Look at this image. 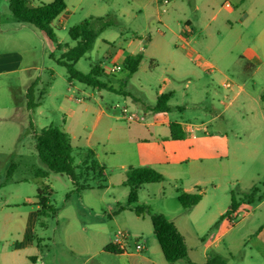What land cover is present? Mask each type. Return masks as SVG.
<instances>
[{"label":"rangeland","instance_id":"obj_1","mask_svg":"<svg viewBox=\"0 0 264 264\" xmlns=\"http://www.w3.org/2000/svg\"><path fill=\"white\" fill-rule=\"evenodd\" d=\"M30 1L34 5L52 2V0ZM77 1L69 0V4H77ZM196 1L204 3L205 0ZM225 2L226 0H216L212 12L204 18V24L220 10V14H218L216 21L212 23V27H217V30H220L222 36L226 39L225 42L222 41L221 45L228 48L236 40L234 35L239 36L242 32L244 41L252 43L254 34H257L260 30L258 28L264 24V0H247L251 14L244 24L237 22L240 18L238 12L236 17L232 18V23H227L226 17L230 10L224 6ZM228 2L233 6L236 5V0H228ZM83 6L84 9H79L65 28H57L56 25H51L52 31L63 45L68 44L71 47L75 45V42L69 36V29L90 16L111 14L116 21V26L101 34L94 49L76 63V68L88 73L95 64H98L108 75L112 74V77L117 80L114 83L115 88L129 91L132 96L137 98L143 99L148 96L151 99L146 90L139 89V85L142 83L145 89L146 86L156 84L158 77L165 74L163 68L165 63L159 64V68L156 70L154 68L152 73L140 75L141 83L134 76L131 85L127 88L122 87L120 82L127 79L128 73L125 70L114 69V66L121 67L122 64L121 58L112 55L114 42L121 34H127L126 37H134L140 40L149 37L145 41L148 54L159 50L167 54L168 51L175 48L171 29L178 30L184 26V22L188 17H197L192 0H175L167 6L165 12H162V5L154 0H85ZM259 12H261V15L257 17L260 14ZM158 16L160 20H158ZM9 17L13 19L12 21H17L12 17L8 0H3L0 3V21L3 26L8 23ZM231 26L233 27L232 31H230ZM4 30V33L0 32V50L16 49L22 51L26 63L36 65L37 68L29 74L22 73L3 77L0 83V206L6 199L11 204L10 207L4 210L0 209V235L6 214L9 213L8 217L13 220H18L21 216L24 217V213L28 208H37L35 203L33 205L25 203L26 199L30 198L37 202L38 189H45L49 194L50 203L56 208V213L38 219L35 237H63L68 223L63 217L57 215L60 212V216H62V208L66 207L65 201L72 195L75 186L66 174L50 173L49 177L35 178V170L46 169V167L38 157L33 129L35 133H39L41 129L53 124L69 133L74 148L72 155L74 166L77 167L75 171L77 174L83 173L80 183L86 182L96 185L99 182L96 173L92 170H85L82 165L84 152L90 150L86 142L89 139V144L92 147L91 151L94 153V160L100 167L104 168V184H107L106 181L109 177L112 178L115 184L114 189L111 188L107 197L111 195L120 196L124 201L123 189L126 188L117 185L116 180L121 174H124L120 164L126 162L128 152L115 140L114 136H110V129L106 127L103 121L98 125L95 122L99 106L103 105L106 114L113 117V121L117 125L121 127L136 125V123L130 124L119 118V110L108 109L105 103L112 104L113 107L115 104L127 106L131 111H135L136 105L130 98L118 92L99 90L78 82L77 86L81 90H69L66 68L49 57L50 52L53 51L55 53L54 58L60 59L61 51L56 49V43L44 38L38 30L29 25L21 30H16L11 26L5 27ZM9 35H11L8 38L9 41H6V36ZM102 39L105 41L103 42ZM183 55L182 52V58ZM162 56L161 58L167 60L166 56ZM235 59H240V57L231 58L226 56L220 59V62L226 68V72L231 76L235 74L236 81H229L230 90L240 89L239 85L250 92L257 89L249 74L243 71L234 72L232 66L238 62ZM147 63H149L148 58ZM263 75V72H259L255 77L258 88L264 85ZM186 78L185 75H182V79H179L182 86H186ZM159 85L163 86V83L160 82ZM206 86V90L201 95L194 97H186L182 90L179 91L177 96L170 101L172 119H182L193 123L203 122L210 120L218 111L226 108L222 113V117L208 122L206 128L209 132L217 130L227 132L232 139H234L233 134L237 133L241 140L238 148V160L232 161L230 173L238 174L243 182L241 184H230L229 190L233 191L236 196H240L241 190L248 192L251 182L254 181L255 186L262 187V191H264V132L259 126L263 121L264 101L259 100L261 110L254 103L247 107L243 95H240L232 105H228L233 95L226 88L214 85L210 81L206 83ZM159 87L156 85L154 92L158 91ZM30 88L31 91L28 94ZM100 92H102V96L99 95ZM142 92L147 94L144 96ZM76 98H82L83 100L80 102ZM29 101L31 104H37V106L31 109L29 119L25 120L24 107L27 104L28 108ZM85 106H89L92 110L82 114V109ZM177 106H182L183 111H179L176 108ZM139 109L144 110L142 107ZM143 122H146L144 117ZM29 123L33 124V129L29 127ZM19 134H21L23 140L18 143ZM253 149L258 150L257 155H252ZM96 152L99 154L100 162L96 159ZM20 154L26 155L20 156ZM102 160L107 162L106 165H103ZM12 165L15 167L13 172L10 171ZM256 174L260 175L259 180L253 178ZM219 182L220 180L216 179L214 184ZM157 185L160 184H154L155 187ZM48 190H51V192H48ZM147 191L149 190L141 192V198L147 195ZM74 201L75 199L72 200V202ZM222 203L223 207L228 208L229 200L227 198ZM257 203L246 205L233 221L224 219L218 220L217 224L214 225H198L201 233L199 237L195 235L190 227L177 221L180 232L185 237L189 256L187 259L175 264H197L193 261L200 264L204 263L200 251L206 243L217 237H220V246L214 252H209L211 259L217 257L221 263L225 264H264V245L258 242L256 236L253 235L264 221V217L259 214V210L255 209ZM17 205H19V209H15ZM24 205H27L28 208H25ZM145 205L149 207L151 212L155 213V210L166 212L171 218L188 211L180 205L174 189L170 188L169 185H166V190L158 193L153 201ZM161 205L164 207H160ZM248 212H251L249 216H247ZM150 222H142L141 224L143 227L141 229H144L145 233L143 237L135 240L136 238L131 236L129 252H136L135 242L144 244L143 241L146 242L148 239L149 241L152 240L153 243H158ZM75 226L81 236L95 237L91 233L92 226L89 223L80 220L79 224ZM13 231H15L14 227ZM10 232L11 227L6 228L5 236L7 237L8 234L9 237ZM61 240L63 241L62 238H59L57 242L60 244ZM41 246L42 252H46L44 253L43 264H60L63 261L62 259L71 256H74V264H98V262L102 264H124L119 257L112 254H101L97 258L98 262L91 260L85 262L86 251L76 249V253L72 255L69 252H64L61 248L55 250L49 239H43ZM156 260L160 261V258H156ZM38 263L42 264L40 260ZM143 264L150 263L144 262Z\"/></svg>","mask_w":264,"mask_h":264},{"label":"crops","instance_id":"obj_2","mask_svg":"<svg viewBox=\"0 0 264 264\" xmlns=\"http://www.w3.org/2000/svg\"><path fill=\"white\" fill-rule=\"evenodd\" d=\"M2 1L3 0H0V3ZM84 2L85 0H78L77 4L70 5L69 0H66V9L52 22L51 25H56L57 28H65L76 12L79 9H84ZM192 2L197 17H188L184 24H190L193 33H185L184 26L178 30L171 29L175 48L168 51L167 54H164V52L160 50L152 51L148 54L145 41L148 40L149 37L140 40L134 37H126L125 35L127 34H121L117 41L114 42V52H112V55L118 56L122 59L121 70H123V62L127 56L138 54L143 55V60L137 71L130 77H127V79L121 80L120 84L122 87L127 88L131 85L134 76H136V80L141 83L140 75L149 72L152 73L154 72V68L155 70L159 68V64L165 63L163 65L165 74L158 77L156 84H152L149 87L146 86L145 89L143 88L142 83L139 85V89L146 90L151 99H149L148 96H145L147 94L146 92H142L145 97L141 99L132 96L131 92L125 91L122 88H115L114 83L117 80L112 77V74L108 75L104 71L105 80L108 82L109 87H111L110 90L105 91L118 92L130 98L136 105L135 111L141 112L146 120L144 124L136 123V125L133 126L121 127L120 125H117L116 122L114 123L113 117L106 114L103 105L99 106L100 108L96 117V125L103 121L106 127L110 129V136H114L115 140L118 141L123 149L128 152L126 162L120 164L121 169L124 170V174H121L116 180L117 185L126 188L123 189V197H125V200L123 201L122 197L115 195L107 197L111 188L114 189L115 186L111 177L107 178L106 187L103 189L94 187L82 190L79 193L73 192L65 201L66 207L62 208V216H60V212L57 215L58 217H63L68 223L65 227L63 237H35L38 221V206L33 209L32 207L28 208L27 205H24L28 210L25 211V216H21L18 220H13L8 217L9 213L6 214V217L3 220L2 233L0 235L2 236L0 237V264H39V260L43 264L45 258L44 253H46L42 252L41 241L43 239H49V242L53 245V249L60 250L61 248L64 252H69L72 255L76 253V249L86 251L85 262L89 260L95 262L101 254H112L115 257H119L124 264H143L144 262L150 264H171L165 260L159 243H153L152 240L149 241L148 239L146 242L143 241L144 250L142 252H124L117 246L116 249L121 251L119 253L108 252L105 250L106 246L114 245L113 241L118 231L123 230L128 232L134 238H141L145 235L144 229H141L142 222H150L149 216H137L128 205V188L124 185V182L126 179V170L131 166L154 168L165 178L163 182L158 183L160 185H157V187L154 186V184L157 183L145 184L141 187L138 194L140 204H149L157 197L158 193L162 190H166V185H169L170 188L174 189L177 198L182 192L191 194L198 193L202 195L201 201L196 206L188 209L187 212L184 211L183 213L174 216L175 218H171L166 212L155 210V213H162L169 220L174 222L179 231L180 228L177 221L190 227L195 235L199 237L201 234L199 231L200 225H214L229 208L232 195H235L233 191L229 190L230 184H241L243 182V179L238 174L230 173L232 161L238 160V148L241 140L237 133L233 134L234 139H232L227 132H222L220 130L209 132L206 128L208 122L222 117V113L226 108L225 110L222 109L218 111L210 120L193 123L182 119H172L170 115L172 110L170 101L177 96L181 90L186 97L201 95L207 88L206 83L210 81L214 85L226 88L228 92L233 95L228 105H232L240 95H243L247 107L251 103H254L258 105L261 110L259 100L264 101L262 99V96L264 95V85L258 88L259 86L255 81V77L259 72L264 73V24L258 28L260 29L259 32L254 34L252 43L244 41L242 32L239 36L234 35L236 40L227 48L225 45H221L222 41L225 42L226 40L224 36H222V32L217 30V27H212V23L216 21L218 14H220V10H218L216 14L204 24V18L208 17L209 13L212 12L216 0H205L204 3H198L196 0H192ZM247 3V0H236V5L233 6L228 0H226L224 6L228 7L230 10L226 17L228 24L232 23V18L234 19V17H236L237 12L240 16L239 19L237 18V22L242 24L245 23L251 14ZM259 13L260 14H258L257 17H260L261 12ZM90 17L102 16L94 15ZM12 20L13 19H10L9 17L8 23H5L4 26H11L16 30L25 29L27 26L19 21ZM158 20H160L159 16ZM4 26L0 21V32L2 33L5 32ZM232 30L233 27L231 26L230 31ZM39 32L44 38H48L45 33L41 31ZM2 35L4 36V34ZM10 36L11 35L6 36V41H9L8 38ZM220 37L222 39H219ZM99 39L100 37L96 40V43ZM102 41L104 42L105 40L102 39ZM58 45L60 48H57ZM69 47L71 46L68 44L63 45L58 39L56 49L61 51V55ZM191 49V52L194 55H200V61H195V59L188 54L187 50ZM182 52L184 53L183 58L181 57ZM54 54L53 51L50 52L49 57L57 62L58 59L54 58ZM162 55H165L167 60L161 58ZM226 56L231 58L240 57V59H235L238 60V62L232 66L234 72L239 73L243 71L249 74L258 90L253 89V91L250 92L240 85V89L236 88L230 90L231 88L228 86L229 81H236V79L235 74H232V76L229 75L226 72L224 65L220 62V59ZM147 58L149 63H147ZM116 67L117 66H114V69ZM35 68H37L36 65L26 63L22 51L16 49L0 50V83L3 80V77L22 73L29 74ZM182 75L187 77L185 81L186 86H182L179 83V79H182ZM160 82L163 83V86L159 85ZM77 85L76 81L68 82L67 80L69 90H81ZM156 85L160 87L158 91L154 92ZM230 91L233 92L231 93ZM162 94L170 95L168 102L170 110L154 113L150 108L155 105L157 98ZM99 95L102 96V92H100ZM105 106L108 107V109L112 108V104L105 103ZM140 107L144 108V110H142L143 112L139 109ZM176 108L179 111H183L184 109L182 106H177ZM91 110L92 108L85 106L82 109V114ZM31 112L32 110H29L27 104H25V120L29 119ZM172 122L179 123L182 126V129L185 132V137L183 139L170 138L169 125ZM259 126L264 132V116L263 121ZM29 127L33 129V124H30ZM33 132L35 135L34 129ZM19 135L20 138H18V143L23 140L21 134ZM86 142L91 150L92 147L89 144V139H87ZM257 154L258 150L253 149L252 155ZM22 155L25 156L26 154H20V156ZM95 156L97 161L100 162L99 154L97 152ZM102 163H104L103 165H106L107 162L102 160ZM259 177L260 175L256 174L253 178L259 180ZM216 179H219L220 182L214 184ZM253 187H258L255 186L254 181L251 182L250 190ZM260 189V194L263 199L257 203L255 209L259 210V214L264 217V191H262V187ZM144 190L149 191H147V195L144 198H141V192ZM48 192H51V190H48ZM240 193V196L235 195L237 199L242 197L246 192L241 190ZM226 198L229 200L228 208L223 207L222 203ZM74 199L75 201L72 202ZM25 203L29 205L36 204V202L30 198H27ZM10 205L9 200L6 199L1 204L0 209L4 210L5 208L10 207ZM246 205L249 204H243L237 213L232 216V219H226L233 221L236 216L244 210ZM160 207L164 206L161 205ZM71 208L75 209L72 210ZM15 209H19V205H17ZM250 214L251 212H248L247 216ZM80 220L87 222L92 226L91 233L94 234L95 237H89L88 235L83 237L79 234V230H76L75 225H78ZM9 227H11V232L9 237L8 234L6 237L5 229ZM13 227L15 231H13ZM253 235L256 236L258 242H261L264 245V221L263 224L255 230V234ZM78 236L79 238H77ZM59 238L63 239V241H60V244L57 242V239ZM219 244L220 237H217L204 245L200 251V255L205 262L201 264H205L207 261L211 260V254H209V252H214L220 246ZM73 257L74 256L62 259L63 261H61L60 264H74ZM156 258H160V261H157ZM193 263L200 264L196 261H193ZM98 264L102 263L98 262Z\"/></svg>","mask_w":264,"mask_h":264},{"label":"trees","instance_id":"obj_3","mask_svg":"<svg viewBox=\"0 0 264 264\" xmlns=\"http://www.w3.org/2000/svg\"><path fill=\"white\" fill-rule=\"evenodd\" d=\"M9 10L12 17L26 25L45 33L54 43L58 44V38L51 29L52 22L66 9V0H53L51 3H41L34 6L30 0H8ZM116 26V21L111 14L102 17H89L84 19L78 25L69 29V36L75 45L69 47L58 59V63L67 70L68 82L76 81L85 86L95 87L99 90H110L108 82L105 80L103 68L95 64L88 73H84L76 68V63L83 58L88 52H91L96 40L103 32ZM57 48H60L58 45ZM143 60V55H130L124 59L123 70L130 77L135 73ZM31 89L28 90L30 94ZM170 95H160L156 103L150 110L154 113L169 111ZM264 100V95L262 96ZM37 104L28 102V109L31 110ZM170 138L183 139L185 132L179 123L172 122L169 125ZM35 146L38 157L46 169H36L34 176L36 178H46L50 173H60L69 176L75 186L73 192L79 193L89 188L103 189L106 187L104 178V168L100 167L94 160V153L87 150L82 162L85 170H92L99 178L96 185L86 182L80 183L82 174H77L74 166L73 145L71 136L62 130L59 126L49 125L39 133H35ZM14 165L10 171H14ZM165 180L164 176L151 167H129L126 170V179L124 185L128 188V205L137 216H149L155 236L168 263L174 264L178 261L188 258V247L185 237L179 231L174 222L169 220L162 213L151 212L145 204H139L138 194L141 187L145 184L160 183ZM259 187H253L237 199L232 195L231 204L219 220L232 219L243 204H254L262 200ZM43 189L37 191L38 219L42 216H50L56 213V208L50 203L49 194ZM202 199L201 194H191L182 192L178 196L180 205L185 209H191L196 206ZM217 224V223H216ZM45 226V225H44ZM108 252L119 253L115 245L105 247ZM205 264H225L221 263L217 257L207 261Z\"/></svg>","mask_w":264,"mask_h":264},{"label":"built area","instance_id":"obj_4","mask_svg":"<svg viewBox=\"0 0 264 264\" xmlns=\"http://www.w3.org/2000/svg\"><path fill=\"white\" fill-rule=\"evenodd\" d=\"M158 4L162 5L163 9L162 12L166 11L167 6H169L173 1L175 0H155ZM184 32L191 34L193 33V29L190 24H184ZM191 50H187L188 54L195 59V61H200L201 57L199 54L194 55ZM196 56V57H195ZM117 69H120L121 67L117 66ZM230 84H228L229 86ZM71 90V89H70ZM78 101L83 100L82 98H76ZM112 109L119 110V118L126 121L127 123H144L143 122V114L139 111H131L129 107L127 106H120L119 104H115L114 107L112 106ZM136 238L135 240H137ZM130 240L131 235L123 230H120L117 232L113 244L117 246L121 251L127 252L130 250ZM144 250V244H141L140 242H135V251L136 252H142Z\"/></svg>","mask_w":264,"mask_h":264}]
</instances>
